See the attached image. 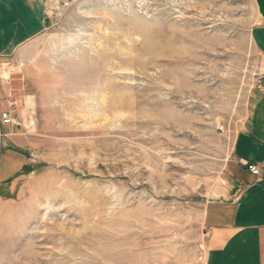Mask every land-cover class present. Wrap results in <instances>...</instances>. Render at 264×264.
<instances>
[{
    "label": "rangeland",
    "instance_id": "obj_1",
    "mask_svg": "<svg viewBox=\"0 0 264 264\" xmlns=\"http://www.w3.org/2000/svg\"><path fill=\"white\" fill-rule=\"evenodd\" d=\"M49 1L3 60L29 159L0 193V264H204L264 83L256 0Z\"/></svg>",
    "mask_w": 264,
    "mask_h": 264
},
{
    "label": "crops",
    "instance_id": "obj_2",
    "mask_svg": "<svg viewBox=\"0 0 264 264\" xmlns=\"http://www.w3.org/2000/svg\"><path fill=\"white\" fill-rule=\"evenodd\" d=\"M49 2L0 0V61L21 55L23 46L45 30ZM256 3L260 21L253 28L252 39L264 55V0ZM15 94L12 80L0 79V112L10 111L20 118L24 111ZM14 135V128L0 121V193L17 182L16 175L29 159L16 148L20 144ZM232 157L236 193L228 191L223 198L209 200L204 211L208 228L204 264H264V83L249 96ZM243 160L257 163L260 174L248 170Z\"/></svg>",
    "mask_w": 264,
    "mask_h": 264
},
{
    "label": "built area",
    "instance_id": "obj_3",
    "mask_svg": "<svg viewBox=\"0 0 264 264\" xmlns=\"http://www.w3.org/2000/svg\"><path fill=\"white\" fill-rule=\"evenodd\" d=\"M8 62V61H7ZM6 61H0V79H9L13 71H16V68L7 63ZM20 66H24V63L21 62ZM260 85L263 84V79L259 81ZM0 121L4 125L12 126L13 128L19 127L22 123L18 120L16 116L10 111L0 112ZM242 163L250 170L253 174H260V167L257 163L251 162L249 160H243Z\"/></svg>",
    "mask_w": 264,
    "mask_h": 264
}]
</instances>
